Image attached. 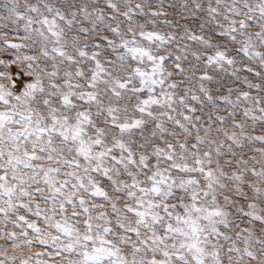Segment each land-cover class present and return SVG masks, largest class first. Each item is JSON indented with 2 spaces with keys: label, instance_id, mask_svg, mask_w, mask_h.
<instances>
[{
  "label": "snow or ice",
  "instance_id": "1",
  "mask_svg": "<svg viewBox=\"0 0 264 264\" xmlns=\"http://www.w3.org/2000/svg\"><path fill=\"white\" fill-rule=\"evenodd\" d=\"M151 7L0 0V264H264V0Z\"/></svg>",
  "mask_w": 264,
  "mask_h": 264
},
{
  "label": "rangeland",
  "instance_id": "2",
  "mask_svg": "<svg viewBox=\"0 0 264 264\" xmlns=\"http://www.w3.org/2000/svg\"><path fill=\"white\" fill-rule=\"evenodd\" d=\"M89 2H91V0H89ZM149 2L152 5V7L151 8H146L145 11L146 12H148V11H157V10L160 11L161 12V16L156 21L160 25H163L166 22L167 23H176V24L190 23V29L189 30H193V29L197 28L199 23H200L199 18H197V19H195V20L190 22V21L185 20V19H183L181 17L180 6H181V4L185 3L186 0H149ZM95 3H96L97 6L103 7L104 4H105V0H95ZM157 4H162L163 5L162 8L156 9L155 5H157ZM173 5L175 7H173ZM89 10L91 11L92 9L90 8ZM104 14L105 15H110L111 13L106 11ZM143 19H144L143 17H138V20L140 22H143ZM89 26L90 25H76V27H89ZM159 30L165 31V32L170 31V29L163 28V27L160 28ZM175 31H182V30L181 29H175ZM103 36H109V33L107 31L103 30V26L101 25V26L97 27L96 32L92 33L93 39H88L87 42L88 43H94L96 40H98L100 37H103ZM222 40H223V37L217 36L216 40H214L213 42L216 43V42H220ZM12 42H17L18 43L19 41H12ZM29 54H33L34 55V53H29ZM7 57H8L7 53H0V58H7ZM240 67L243 68L244 65H240ZM0 71H3V66H0ZM9 72L14 77L19 74L24 81H27V80L30 79L29 77L23 76V74L20 72V69L17 66H15V65H12L9 68ZM221 76L224 77V79H223V87H224L225 91H221L220 93L214 94V95L223 96V95L226 94V90L228 88H232V89L239 88L240 91H250V94L252 96H256V97H259L261 95V94L255 92V91H251L249 89L244 88V86L242 84L233 83L232 82V78L230 76H228L227 74L217 75L216 79L220 80ZM242 76H247L250 79V82L253 83V84L259 83V81L257 79H255V78H253L251 76V74H249V73H242ZM0 83H2V84H10L11 81L0 80ZM216 86L217 85H215V84L209 85L210 89H214ZM234 98L235 97H233V99ZM216 114L224 116V115H227V112L224 111V110H221L220 112H218ZM205 120H207V116L206 115L202 117V121L201 122H204ZM254 127H255V130H253L252 126H249L247 128V133H251L252 135H264V133H262L259 130L260 127H261L259 124L255 125ZM255 147L259 148L260 145L256 144ZM252 154L253 153L251 151H249L247 153V156H251ZM30 191H34V189H30ZM28 202L31 203V204H35V203H38L39 201L38 200H30ZM96 202L99 203L100 201L97 199ZM44 207H45V205L41 204V208H44ZM16 214L17 215H25L26 219H28V220L35 219V217H33L31 215H27L23 211H20V212H18ZM57 219H59V217H57ZM39 226L43 227V224H40ZM249 226L250 225H247V224H242L241 225V227H249ZM0 228H2L4 231H10V230L16 231L17 234H19V232H20V229H14L13 228L11 221H9L7 227H5L4 225L0 224ZM32 235L33 234L29 230L28 238L31 239ZM3 244H5V240L0 239V245H3ZM21 249H23V251H21ZM11 251H12V242L9 241L7 243V245H6V254L10 253ZM40 251L48 252V251H50V249L42 247L41 245H39V243L37 241L33 240V248L31 250H29L24 244L21 243L20 244V248L17 249V255L18 256L19 255H33V256H35V254L37 252H40ZM13 264H20V262H19V260H16V261L13 262ZM31 264H36V261L33 260L31 262ZM44 264H54V262L47 260V258L45 257Z\"/></svg>",
  "mask_w": 264,
  "mask_h": 264
}]
</instances>
